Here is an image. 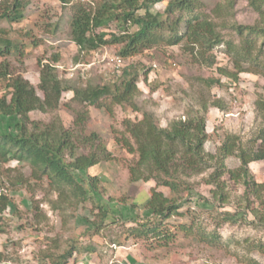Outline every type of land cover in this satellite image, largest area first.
I'll use <instances>...</instances> for the list:
<instances>
[{"label":"rangeland","instance_id":"rangeland-1","mask_svg":"<svg viewBox=\"0 0 264 264\" xmlns=\"http://www.w3.org/2000/svg\"><path fill=\"white\" fill-rule=\"evenodd\" d=\"M166 1L153 6L151 12L162 14ZM202 1V12L213 20L222 41H238L234 28L264 27V17H260L247 0ZM69 17V7H61L57 0H29L23 20L18 23L0 21V29L9 33L8 38L17 43L20 51L18 55L0 57V64L8 65L12 74L28 80L40 97L37 90L40 66L52 63L55 55H58V63H54L56 73L68 85L78 82L101 86L117 78L114 73L128 65L138 64L143 68L134 98L139 110L115 107L114 116L109 117L90 108L84 130L85 135L99 134L113 156L111 162H103L89 169L87 174L97 176L100 181L101 192L93 199L108 210L105 223L115 224L103 228L99 235L86 232L90 225L85 218L90 220L96 210L91 200L80 206L62 203L46 182L28 179L31 173L28 165L10 161L0 166V189L9 200V207L0 214V264H50L45 255L57 257L72 245L79 251L67 264H264L261 254L248 250L258 242L264 243V222L247 211L242 202L241 185L227 183L230 204L224 205L209 193L212 187L205 183L209 172L186 177L177 169L179 189L176 192L155 187L153 181L131 183L128 167L134 164L135 156L128 155L114 141L115 136L122 133L125 119L140 120L142 112L146 111L153 114L158 127L166 128L171 121L185 119L188 112L198 110L201 98L209 104L220 100L224 107V110L209 107L206 152L214 153L226 135L249 140L257 129L264 127L255 105L259 98L264 99V73L244 72L237 81L219 76L217 68L233 69L224 53V45L213 47L211 53L216 54V65L207 68L190 59L191 55L184 51L185 42L122 60V66L116 68L112 60L119 57L117 46L77 55L76 46L68 38ZM114 29L111 25L108 32ZM261 44L259 40L257 50L260 49L259 61L264 64ZM260 70L264 71L262 67ZM210 78L219 79L220 83L206 88L203 81ZM4 86L5 81L1 80L0 96ZM61 101L56 111L33 112L30 119L45 125L56 122L66 129L72 127L71 113L76 112L77 107L69 103L70 93L63 94ZM15 123L14 118H0V127H8L10 131ZM225 163L229 169L239 165L235 158H228ZM249 170L255 182L264 184V161L251 163ZM18 176L28 181L23 186L14 185ZM152 188L167 199L185 202L179 210L182 217L167 221L171 230L181 224L193 229L187 238L179 237L168 247L151 249L148 241L135 240L125 234L128 227L135 225V219L151 217L146 204ZM261 199L255 207L264 217V191ZM203 234L213 239L208 243L200 241Z\"/></svg>","mask_w":264,"mask_h":264},{"label":"trees","instance_id":"trees-1","mask_svg":"<svg viewBox=\"0 0 264 264\" xmlns=\"http://www.w3.org/2000/svg\"><path fill=\"white\" fill-rule=\"evenodd\" d=\"M57 1L61 7H69L68 38L76 46L78 56L95 53L105 46H117L118 56L127 60L162 46L173 47L185 42L184 51H188L190 59L212 68L216 65V54L211 53L213 47L224 45V53L233 69L217 68L219 76L237 81L244 72L264 73L260 70V67L264 70V64L259 61L260 49L257 50L259 40L264 47V27H237L234 28L238 37L236 43L222 41L213 20L202 12V0H167L162 14L152 13L151 9L164 0ZM247 2L260 17H264V0ZM28 4L29 0H0V21L20 22ZM111 25L115 29L108 32ZM8 35L6 30L0 29V57L20 53L17 43ZM54 63H58V55L52 57V63L40 66L37 90L41 97L28 80L12 74L8 65L0 64V81H5L0 96V118L16 119L13 131L0 127V166L10 161L28 165L31 169L28 179L46 182L59 201L70 206H80L91 200L96 210L90 220L85 218L90 225L86 232L99 235L103 228L115 223H105L109 212L93 199L101 192L100 181L97 176H89L87 171L103 162H111L113 156L99 134H84L89 109L94 108L109 117L114 116L115 107H128L137 112L139 109L134 103L138 93L136 83L143 68L138 64L128 65L114 73L117 78L101 86L78 82L68 85L59 79ZM203 83L210 88L218 85L220 80L210 78ZM65 93H70L69 103L77 107V111L71 113L72 127L66 129L61 123L45 125L30 119V113L45 114L59 109ZM198 104V110L188 112L185 119L171 121L166 128L158 127L153 114L146 111L142 112L140 120L122 121V133L115 136L114 141L128 155L135 156L134 164L128 167L129 182L153 181L155 187L176 192L179 189L177 169L186 177L209 172L205 183L212 187L209 193L214 200L229 205L227 183L239 184L244 190L242 202L247 211L264 222L255 207L258 201L262 202L264 184L255 182L249 170L251 163L264 161V127L245 141L238 135H226L215 152L208 153L205 151L207 112L209 107L219 110L224 107L220 100L209 104L201 98ZM255 105L264 126V99L259 98ZM228 158H235L238 167L227 168ZM28 179L18 176L14 185L23 186ZM150 192L146 208L151 217L135 219V225L128 227L125 234L135 240L148 241L151 249L168 247L179 237L187 238L193 230L190 225L173 226L171 230L167 223L173 217H182L179 210L185 202L167 199L156 188ZM8 207L9 200L0 189V214ZM200 238L207 243L213 239L207 234ZM114 243L119 244L118 241ZM248 250L257 251L264 257L262 242ZM78 251L72 245L57 257L49 254L44 258L49 259L50 264H67Z\"/></svg>","mask_w":264,"mask_h":264},{"label":"built area","instance_id":"built-area-1","mask_svg":"<svg viewBox=\"0 0 264 264\" xmlns=\"http://www.w3.org/2000/svg\"><path fill=\"white\" fill-rule=\"evenodd\" d=\"M122 60L120 57H116L114 60H112L114 62V65L116 66V68L122 66Z\"/></svg>","mask_w":264,"mask_h":264}]
</instances>
